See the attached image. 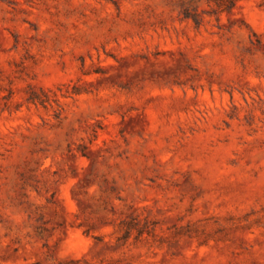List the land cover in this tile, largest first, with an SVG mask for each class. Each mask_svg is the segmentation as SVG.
<instances>
[{
	"label": "rangeland",
	"instance_id": "obj_1",
	"mask_svg": "<svg viewBox=\"0 0 264 264\" xmlns=\"http://www.w3.org/2000/svg\"><path fill=\"white\" fill-rule=\"evenodd\" d=\"M0 264H264V0H0Z\"/></svg>",
	"mask_w": 264,
	"mask_h": 264
}]
</instances>
